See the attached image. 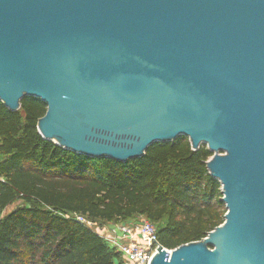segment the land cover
Instances as JSON below:
<instances>
[{"label":"water","instance_id":"95a60500","mask_svg":"<svg viewBox=\"0 0 264 264\" xmlns=\"http://www.w3.org/2000/svg\"><path fill=\"white\" fill-rule=\"evenodd\" d=\"M90 158L207 145L225 222L151 264H264V0H0V102Z\"/></svg>","mask_w":264,"mask_h":264},{"label":"trees","instance_id":"16d2710c","mask_svg":"<svg viewBox=\"0 0 264 264\" xmlns=\"http://www.w3.org/2000/svg\"><path fill=\"white\" fill-rule=\"evenodd\" d=\"M47 108L35 97L15 112L0 102V264L122 262L89 222L145 217L170 250L203 240L225 222L207 145L194 150L181 136L125 163L90 158L42 137L38 122Z\"/></svg>","mask_w":264,"mask_h":264},{"label":"built area","instance_id":"2783aa9c","mask_svg":"<svg viewBox=\"0 0 264 264\" xmlns=\"http://www.w3.org/2000/svg\"><path fill=\"white\" fill-rule=\"evenodd\" d=\"M102 236L121 253L123 260L119 264H151L160 245L155 225L144 217L109 226Z\"/></svg>","mask_w":264,"mask_h":264},{"label":"rangeland","instance_id":"374dc122","mask_svg":"<svg viewBox=\"0 0 264 264\" xmlns=\"http://www.w3.org/2000/svg\"><path fill=\"white\" fill-rule=\"evenodd\" d=\"M136 220H139V218ZM115 224H118V223L108 224V223H102V222H98V223L89 222V226L95 229L101 235H104V234L106 235L107 231L109 230V226H112Z\"/></svg>","mask_w":264,"mask_h":264}]
</instances>
